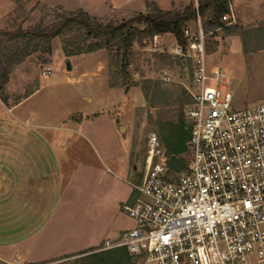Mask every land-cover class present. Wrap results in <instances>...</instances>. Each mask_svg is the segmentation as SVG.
<instances>
[{"label": "rangeland", "instance_id": "374dc122", "mask_svg": "<svg viewBox=\"0 0 264 264\" xmlns=\"http://www.w3.org/2000/svg\"><path fill=\"white\" fill-rule=\"evenodd\" d=\"M199 1L0 0V31L12 34L50 25L56 20L55 10L58 8L68 11L83 9L105 23L118 24L147 14L152 10L151 5L168 8L165 11H180L190 4L199 5ZM231 5V13L225 16V22L238 25V28L231 32L220 29L207 35L208 64L212 70L221 67L228 70L229 82L224 90H230L234 94L235 107L243 109L264 102V0H231ZM188 26L195 29L196 20ZM168 37L155 36L135 43L127 79L111 74L106 49L68 56L63 38L56 37L51 55L37 52L26 58V70L19 79L24 88L19 95L35 92L25 107L61 116L74 113L78 118L83 114L99 117L88 130L99 134L108 153L115 152L124 161L129 155L132 176L124 175L122 181L128 195L130 189L133 190L131 183H138L145 174L150 134L156 133L160 137L174 170L185 166L189 159L187 152L180 155L171 152L180 144L182 120L186 127L189 125L187 113L192 99L187 88L192 82V63L173 52L176 38ZM20 48H25V42L12 36H0V58L5 59ZM47 68L51 71L45 74ZM165 70L170 73L172 81L164 80ZM28 76L32 78L26 79ZM114 81L126 85L113 87L111 83ZM5 113L0 106V115ZM126 178L130 183L125 181ZM123 206L109 229L100 235L102 241H98V245L95 243L93 252L61 257L63 259L44 256L27 264H94L89 256L91 253L111 250H99L105 240H118L124 231L134 227V219ZM130 257V264H142ZM0 264L7 263L0 260Z\"/></svg>", "mask_w": 264, "mask_h": 264}, {"label": "built area", "instance_id": "2783aa9c", "mask_svg": "<svg viewBox=\"0 0 264 264\" xmlns=\"http://www.w3.org/2000/svg\"><path fill=\"white\" fill-rule=\"evenodd\" d=\"M196 24L173 48L192 63L189 159L174 170L149 135L145 174L123 206L135 225L99 250L123 247L142 264H264V102L235 107L228 70L209 67L199 14Z\"/></svg>", "mask_w": 264, "mask_h": 264}, {"label": "crops", "instance_id": "0c3cea01", "mask_svg": "<svg viewBox=\"0 0 264 264\" xmlns=\"http://www.w3.org/2000/svg\"><path fill=\"white\" fill-rule=\"evenodd\" d=\"M165 36L175 38L157 37ZM24 65L10 76L8 101L0 97L6 111L0 115V260L7 264L63 259L94 248L119 209L135 197L122 183L124 175L132 176L129 155L124 161L108 153L99 134L88 130L99 117L25 107L35 92L19 95Z\"/></svg>", "mask_w": 264, "mask_h": 264}, {"label": "trees", "instance_id": "16d2710c", "mask_svg": "<svg viewBox=\"0 0 264 264\" xmlns=\"http://www.w3.org/2000/svg\"><path fill=\"white\" fill-rule=\"evenodd\" d=\"M147 14H140L121 23H105L83 9L55 10L56 20L47 26L40 25L33 29L21 30L16 33L0 31V36H12L13 39L25 42V48L18 49L14 54L0 58V97L7 102L6 85L14 69L26 58L37 52L51 55L53 40L62 37L64 49L68 56L92 53L102 49L109 52V68L112 75L123 79L129 78V67L134 55V45L147 38L171 33L183 47L187 40L184 29L188 23L197 19L198 14L203 20L205 33H215L220 29L229 32L238 28L225 22V16L231 13V0H201L198 10L190 4L180 11H164L157 6ZM113 87L126 85L114 81ZM180 144L172 148V154L180 155L188 151L190 129L182 120ZM179 167V165H178ZM96 248L83 253L93 252ZM105 253V254H104ZM94 264H130L131 257L126 248H116L108 251L95 252L89 255Z\"/></svg>", "mask_w": 264, "mask_h": 264}, {"label": "water", "instance_id": "95a60500", "mask_svg": "<svg viewBox=\"0 0 264 264\" xmlns=\"http://www.w3.org/2000/svg\"><path fill=\"white\" fill-rule=\"evenodd\" d=\"M69 68H71V67L69 66Z\"/></svg>", "mask_w": 264, "mask_h": 264}]
</instances>
